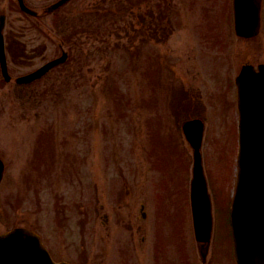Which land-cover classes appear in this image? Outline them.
<instances>
[{"label":"rangeland","instance_id":"374dc122","mask_svg":"<svg viewBox=\"0 0 264 264\" xmlns=\"http://www.w3.org/2000/svg\"><path fill=\"white\" fill-rule=\"evenodd\" d=\"M262 1L261 31L244 39L232 0H73L59 26L44 17L43 31L10 8L16 32H41L47 58L71 52L35 104L0 81V234L29 228L71 264H235V77L245 63H264ZM196 115L213 214L204 259L181 130Z\"/></svg>","mask_w":264,"mask_h":264},{"label":"water","instance_id":"95a60500","mask_svg":"<svg viewBox=\"0 0 264 264\" xmlns=\"http://www.w3.org/2000/svg\"><path fill=\"white\" fill-rule=\"evenodd\" d=\"M64 1H59L53 7ZM261 7L262 0H233L237 36L253 37L259 33ZM64 56L47 64L33 76H41L54 65L63 62ZM0 58H4L1 41ZM235 81L239 111V150L238 178L231 211L234 256L238 264H264V65H259L258 71L251 65L243 66ZM182 129L193 149L191 207L195 238L204 259L210 242L212 219L200 153L203 123L201 120L188 121ZM2 173L3 165L0 161V180ZM0 264L56 263L35 233L16 228L0 235Z\"/></svg>","mask_w":264,"mask_h":264},{"label":"flooded vegetation","instance_id":"af4514ba","mask_svg":"<svg viewBox=\"0 0 264 264\" xmlns=\"http://www.w3.org/2000/svg\"><path fill=\"white\" fill-rule=\"evenodd\" d=\"M23 1L30 11H34L37 14L36 16H30L29 14H27V16H22V17L17 16L15 19L16 22L23 23L27 28L28 25H30L35 29L38 28L40 31H43V21L45 17L43 15V11L47 6L51 5L57 0H23ZM72 1L73 0H69L61 7L57 8L55 11L52 12L51 15H53V17L51 21L53 22V26H59L60 21L64 20L65 17L62 16L63 19H61L62 17L61 15H59V12L62 11L66 6H68ZM2 4L3 5L0 6V10L5 12H8L10 8L11 9L19 8L18 4H16L15 2H11L10 0H6ZM57 14L58 17L61 19L60 21H55ZM11 22L12 21L8 20L6 16V23L3 31L4 44L7 55V65L11 74H14L15 76L29 74L34 70H36L37 68L41 67L48 60H51L54 54H52L51 58H47L46 47L44 45V37L42 36L41 32L39 33L41 36L31 35L32 33L29 32L26 33L16 32L12 28L14 26H11ZM34 43H36L37 45H34ZM37 46H39V48H37ZM19 68L24 69V72L16 75V72ZM44 77H42L39 80H35L34 82L30 83L29 85H26L25 87H30L29 89L32 92H37V89L39 87H43V82L40 81L43 80ZM105 217L107 220V215H105ZM53 258L55 259L54 256ZM57 261H62V260H57Z\"/></svg>","mask_w":264,"mask_h":264}]
</instances>
